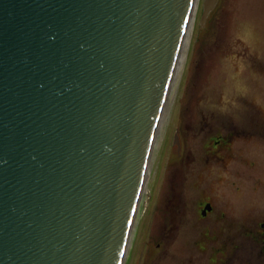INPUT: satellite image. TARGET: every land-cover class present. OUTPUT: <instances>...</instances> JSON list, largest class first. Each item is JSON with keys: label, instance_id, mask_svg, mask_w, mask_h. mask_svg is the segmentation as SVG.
<instances>
[{"label": "water", "instance_id": "obj_1", "mask_svg": "<svg viewBox=\"0 0 264 264\" xmlns=\"http://www.w3.org/2000/svg\"><path fill=\"white\" fill-rule=\"evenodd\" d=\"M193 2L0 0V264H124Z\"/></svg>", "mask_w": 264, "mask_h": 264}, {"label": "rangeland", "instance_id": "obj_2", "mask_svg": "<svg viewBox=\"0 0 264 264\" xmlns=\"http://www.w3.org/2000/svg\"><path fill=\"white\" fill-rule=\"evenodd\" d=\"M203 3L125 264L130 252L135 260L161 242L195 245L210 229L230 239L243 224L264 222V0H220L204 25ZM203 195L226 214L222 224L198 223ZM172 210L185 212L171 233ZM255 260L264 264V255Z\"/></svg>", "mask_w": 264, "mask_h": 264}, {"label": "flooded vegetation", "instance_id": "obj_3", "mask_svg": "<svg viewBox=\"0 0 264 264\" xmlns=\"http://www.w3.org/2000/svg\"><path fill=\"white\" fill-rule=\"evenodd\" d=\"M230 139H235V137L232 136ZM227 141L223 146L229 145ZM216 142H219V140H216ZM173 200L171 199L168 202V207L169 204H174ZM197 207L198 223L207 222L210 226L212 222H215L216 226L224 219L223 215H226L220 212L216 202L206 195L197 199ZM183 212L177 211L175 213L173 210L170 212L169 231L171 233L176 231L178 225L182 224ZM219 214L220 216L218 217ZM164 227H166L165 224ZM243 227H241L242 230L237 237L233 235L230 239L216 240L218 234L211 233L212 229H210L205 232V239L196 241L195 245L162 247L163 243L161 242L158 244L160 248L142 249L139 251L140 256L135 260L134 255L130 254V252L128 263L132 264L133 260V264H206L208 259V264H260V261L255 259H258L260 255H264V222L253 223L252 225L243 224ZM196 245L201 253L195 250ZM209 249H213L210 255L208 253ZM205 254L207 256H204ZM245 259H247V262H245Z\"/></svg>", "mask_w": 264, "mask_h": 264}, {"label": "bare ground", "instance_id": "obj_4", "mask_svg": "<svg viewBox=\"0 0 264 264\" xmlns=\"http://www.w3.org/2000/svg\"><path fill=\"white\" fill-rule=\"evenodd\" d=\"M199 1L200 0H194L193 2V5H192V8H191V14H190V17H189V20H188V26H187V30H186V33H185V39H184V42H183V45H182V51H181V54H180V59H179V62H178V65H177V72H176V75H175V78H174V84H173V87H172V90H171V96H170V99H169V102H168V107H167V110L166 112L164 113V117L162 118L161 122L159 123L158 125V129L155 133V135L153 136L152 138V143L150 145V148H149V154H148V158H147V168H146V171H145V179H144V182H143V188H142V191L139 195V199H138V202H137V205H136V210L133 214V217H132V224H131V227H130V238H129V241H128V244L130 243L133 235H134V230H135V227H136V224L138 221L137 218L141 212V207H142V203H143V200H144V196L148 193V189H149V186H148V179H149V172H150V168H151V165H152V160L154 159V156H155V150L157 149V146L159 145L160 143V137L162 135V132L164 130L163 126L164 124L166 123V120L168 118L167 114L169 113L170 111V107L172 106V102L174 101V98H175V91H176V88L178 86V79L183 71V67L185 65V61H186V57H187V52H188V48H189V43H190V40L192 38V31H193V28H194V20L196 18V15L198 14V11H197V8L199 6ZM129 245H127L128 247ZM128 248H126V251H127ZM125 263V262H124Z\"/></svg>", "mask_w": 264, "mask_h": 264}]
</instances>
